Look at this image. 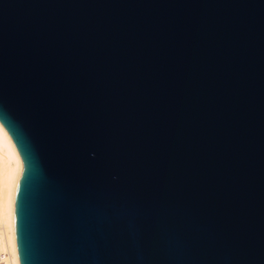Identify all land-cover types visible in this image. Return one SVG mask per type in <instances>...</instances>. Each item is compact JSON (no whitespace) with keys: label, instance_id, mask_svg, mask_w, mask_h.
<instances>
[{"label":"water","instance_id":"95a60500","mask_svg":"<svg viewBox=\"0 0 264 264\" xmlns=\"http://www.w3.org/2000/svg\"><path fill=\"white\" fill-rule=\"evenodd\" d=\"M19 264H264V0H0Z\"/></svg>","mask_w":264,"mask_h":264},{"label":"bare ground","instance_id":"6f19581e","mask_svg":"<svg viewBox=\"0 0 264 264\" xmlns=\"http://www.w3.org/2000/svg\"><path fill=\"white\" fill-rule=\"evenodd\" d=\"M19 155L0 125V249L9 264H19L15 237V192L19 176Z\"/></svg>","mask_w":264,"mask_h":264},{"label":"built area","instance_id":"2783aa9c","mask_svg":"<svg viewBox=\"0 0 264 264\" xmlns=\"http://www.w3.org/2000/svg\"><path fill=\"white\" fill-rule=\"evenodd\" d=\"M0 264H9L7 254L0 249Z\"/></svg>","mask_w":264,"mask_h":264}]
</instances>
